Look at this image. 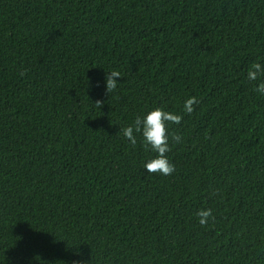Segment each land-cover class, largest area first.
Instances as JSON below:
<instances>
[{"label":"trees","instance_id":"1","mask_svg":"<svg viewBox=\"0 0 264 264\" xmlns=\"http://www.w3.org/2000/svg\"><path fill=\"white\" fill-rule=\"evenodd\" d=\"M254 62L264 0H0V264H264ZM156 107L170 176L120 133Z\"/></svg>","mask_w":264,"mask_h":264},{"label":"clouds","instance_id":"2","mask_svg":"<svg viewBox=\"0 0 264 264\" xmlns=\"http://www.w3.org/2000/svg\"><path fill=\"white\" fill-rule=\"evenodd\" d=\"M25 75V72H21ZM264 64L254 62L247 72V79L249 81H258L254 88L258 94L264 95ZM117 78H121V73L112 70L106 73V92L107 94L116 90L118 83ZM198 101L196 97H190L184 101L183 112L191 115L194 111V105ZM93 105L100 109L103 106L101 100H96ZM183 116L174 112L165 111L161 107H156L148 111L143 116H137L132 125L126 126L120 130V133L127 139L132 146L137 143V135L142 137L143 147L145 151L156 153L157 155L148 160L144 164V168L149 174H160L163 176H170L176 171V167L170 162L168 153L172 150L169 141L170 124H180ZM171 141L174 144L182 142V137L173 133ZM198 222L202 227H207L209 220H215L211 209H201L197 213Z\"/></svg>","mask_w":264,"mask_h":264}]
</instances>
